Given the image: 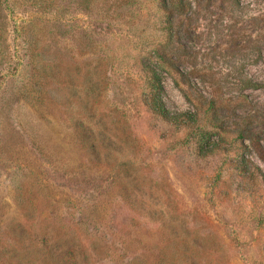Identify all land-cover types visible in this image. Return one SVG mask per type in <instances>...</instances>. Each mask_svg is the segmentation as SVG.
<instances>
[{
	"label": "rangeland",
	"instance_id": "rangeland-1",
	"mask_svg": "<svg viewBox=\"0 0 264 264\" xmlns=\"http://www.w3.org/2000/svg\"><path fill=\"white\" fill-rule=\"evenodd\" d=\"M155 49L169 62L162 99L171 112L197 108L192 127L148 106L142 63H159ZM102 114L131 140L113 165L129 157L148 174L126 199H96L85 182L106 170L84 166L76 126L99 130ZM52 224L125 228L144 255L169 224H187L221 245L223 264H264V0H0V264L48 241Z\"/></svg>",
	"mask_w": 264,
	"mask_h": 264
},
{
	"label": "trees",
	"instance_id": "trees-1",
	"mask_svg": "<svg viewBox=\"0 0 264 264\" xmlns=\"http://www.w3.org/2000/svg\"><path fill=\"white\" fill-rule=\"evenodd\" d=\"M167 38L170 42L172 35L167 36ZM164 51L154 50L159 63H142V68L148 75L147 83L150 90L148 92V106L151 112L163 121L173 123L177 127H192L198 120L197 108L193 112H171L162 99L163 82L160 63L161 61L169 63L165 60ZM98 66L89 67L94 71L97 70L98 77H100L101 73L97 69ZM84 79L83 95L85 97L87 94L90 95L88 92L90 90H93L95 95V83L92 82L94 78L89 71L84 74ZM246 85L257 88L262 83L248 81ZM100 93L99 98L101 97ZM101 116V121L98 123L99 130L85 126L83 121L78 124L79 126H76L77 146L84 149L88 156L87 162L83 163L84 166L89 170H106L105 173L102 171L96 177L87 179L85 182L90 183L91 188L97 191L96 199H100L104 195L108 196L112 191H117L123 199H126L142 189L144 184L148 182V174H146L145 168L141 166V161L136 163L131 161L129 157L126 161L121 160L122 164L114 166L119 161V155L123 154L124 156L122 153L124 143H131L130 136L125 133L118 137L116 133L107 131L108 127L103 122V114ZM214 116H217V113L214 112ZM110 127L113 129V126ZM234 131L239 137L247 138L244 130L237 128ZM201 137L199 142L206 144V139H203L204 136ZM118 141H120L119 145H117ZM121 142L123 143L122 146H120ZM131 149L134 152L133 148ZM112 167H114L113 171L111 170ZM107 201L110 200L95 201L94 205H101L102 202L106 203ZM99 216L104 217L102 214ZM186 225L184 224L182 229L177 231L174 225L169 224L165 234H160L161 238L165 240L164 246L162 248L152 246L148 255H144L146 247H143L144 245L147 246L146 242L138 239L136 242L129 239V234L125 228L113 232L109 228L107 230L108 224H97L93 225V230L79 233L75 231L73 224L58 228L57 224H52L43 228V237L47 235L48 241L46 239L38 241L36 247L23 245V248L14 249L13 253L17 255L4 261V264H205V262L223 264L220 257L221 245L210 241L207 234L199 233L194 229L189 231L190 229ZM12 229L9 231L14 234L16 239L19 238L18 235H21L19 233L26 231L21 224L14 225ZM4 234L6 237L14 239L7 232ZM192 234H194V241L190 242L189 237ZM117 248L121 249L123 253L118 252ZM208 253L211 254L210 258H207ZM116 255L117 258H115Z\"/></svg>",
	"mask_w": 264,
	"mask_h": 264
}]
</instances>
